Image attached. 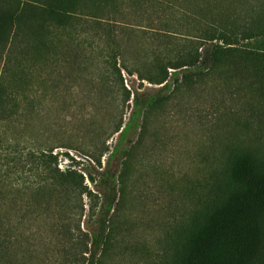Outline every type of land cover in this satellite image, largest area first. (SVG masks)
I'll use <instances>...</instances> for the list:
<instances>
[{
  "label": "rangeland",
  "instance_id": "374dc122",
  "mask_svg": "<svg viewBox=\"0 0 264 264\" xmlns=\"http://www.w3.org/2000/svg\"><path fill=\"white\" fill-rule=\"evenodd\" d=\"M85 6L86 16L71 35L53 39L50 54L23 64L28 67L25 86L16 95L21 115L0 133L26 147L50 149L58 170L79 171L95 196L66 199L47 188L35 190L16 197L12 218L24 217L36 232L39 250L27 264H61L50 245L56 238L66 242L77 226L87 234L96 230L107 191L102 173L115 177L123 168L105 264H155L163 238L191 208V193L209 169L206 160L221 158L226 146L264 158V101L238 80L199 74L170 95L163 90L166 98L147 114L141 136L138 118L109 156L118 142L113 129L128 122L132 99L141 103L158 94L159 86L120 69L122 88L105 63L107 52L97 53L95 46L105 45L95 37V22L119 34L124 56L116 66L133 70L140 63L143 70L156 48L175 47V52L197 45L192 40L200 31L264 13V0H113L99 12ZM160 33L170 38L161 41ZM199 46L203 53L209 44ZM12 59L9 54L0 65V77L10 74ZM123 89L133 92L127 101Z\"/></svg>",
  "mask_w": 264,
  "mask_h": 264
},
{
  "label": "trees",
  "instance_id": "16d2710c",
  "mask_svg": "<svg viewBox=\"0 0 264 264\" xmlns=\"http://www.w3.org/2000/svg\"><path fill=\"white\" fill-rule=\"evenodd\" d=\"M109 1L113 0H0V65L3 67L9 54L14 61L10 74L0 77V127L21 115L16 95L23 83L25 86L28 67L23 64L50 54L53 39L64 33L71 35V29L79 27V19L86 16L85 5L91 4L99 12ZM95 24V37L105 45L95 46L97 53L103 56L107 52L105 63L121 87L120 69L139 81L159 86L158 94L141 103L132 99L133 112L128 122L113 129L118 142L109 156H113L138 118V138L141 136L147 114L166 98L161 94L163 90L170 95L199 74L238 80L264 101L263 11L236 17L214 30L200 31L192 40L197 45L183 46L175 52V47L156 48L153 60H148L143 70L140 63L133 70L123 63L117 67V58L124 56L118 32L109 26L101 27L99 22ZM160 34L161 41L170 38L167 33ZM202 43L209 44L203 53L198 52ZM123 92L126 101L133 94L129 89ZM127 151L123 148L124 154ZM56 158L50 149L26 147L0 133V264H27L26 258L39 250L32 224L25 223L24 217L12 218L16 197L45 188L66 199L71 195L95 196L83 184L79 171H59ZM209 159L208 172L191 193V208L163 238L155 264H264V158L257 152L226 146L221 158ZM102 174L107 191L96 230L87 234L77 226L72 233L69 230L66 242L56 238L57 243L50 245L62 259L61 264H105L112 216L122 194L124 175L123 168L115 177L108 171ZM23 205L33 213L27 202ZM79 210L82 211L81 204Z\"/></svg>",
  "mask_w": 264,
  "mask_h": 264
}]
</instances>
